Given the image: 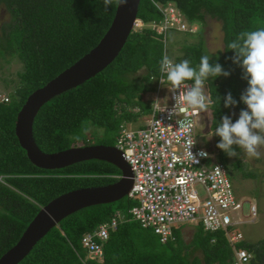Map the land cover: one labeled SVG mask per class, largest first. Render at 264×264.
I'll use <instances>...</instances> for the list:
<instances>
[{"label":"trees","instance_id":"1","mask_svg":"<svg viewBox=\"0 0 264 264\" xmlns=\"http://www.w3.org/2000/svg\"><path fill=\"white\" fill-rule=\"evenodd\" d=\"M173 4L189 24L205 25L206 18L221 24L223 49L210 54L202 30L197 42L184 46L181 61L198 67L202 55L211 64L219 63L230 76L210 77L204 91L211 109L210 130L215 129L231 108L224 106L230 92L237 104V118L246 110L240 97L248 87L243 69L233 63L235 53L228 44L241 32L264 28V0H140L137 19L148 24L159 22L155 4ZM9 20L0 28V57L16 58L21 64L18 84L9 102H0V258L20 239L39 210L70 191L112 184L121 173L114 166L90 160L59 170L37 168L27 159L15 136L16 118L27 98L94 49L107 32L117 4L107 12L103 0H0ZM162 37L150 29L132 31L115 60L95 77L52 98L38 111L33 122V138L44 154H55L72 147L91 146V128L114 136L121 123L144 117L150 107L143 95L153 90L150 78L158 76L163 57ZM139 71V80H130ZM192 82L193 81H185ZM139 108L134 114L132 109ZM215 136V135H214ZM221 138L215 136V144ZM95 145L114 146L101 138ZM225 155L217 159L225 164ZM237 167V166H236ZM239 167V166H238ZM133 202L123 198L115 203L81 209L60 221L18 264H231L233 252L222 232L209 233L198 225L190 246H185L179 231L175 240L162 244L151 230L132 220L122 221L103 245L101 262L85 259L81 238L109 221L116 211L128 218ZM156 237V242L153 240ZM214 240L211 243V240ZM160 246H158V245ZM249 264H264V241H241ZM200 256H198V254Z\"/></svg>","mask_w":264,"mask_h":264},{"label":"built area","instance_id":"2","mask_svg":"<svg viewBox=\"0 0 264 264\" xmlns=\"http://www.w3.org/2000/svg\"><path fill=\"white\" fill-rule=\"evenodd\" d=\"M155 7L162 16L161 20L144 24L137 19L133 31L147 28L161 36L164 56L170 32L195 31L173 4L156 3ZM161 79V73L150 78L154 88L145 94L146 99L150 98L143 100L150 107V112L144 116L145 122L137 129H129L126 122L121 123L115 139L114 146L122 153L132 173V187L125 198L134 205L128 210V218L116 211L109 221L99 224L93 232L81 238L85 253L82 261L101 262L103 245L109 234L122 221L132 220L142 229L151 230L161 244L174 241L173 230L182 224L200 225L203 231L212 234L222 232L233 252L231 264H249L250 253L236 247L243 241L238 227L256 218V206L250 204V219H237L243 203L235 196L225 164L197 141L199 122L206 111L178 100L179 93L193 83L184 82L180 88H175L166 77L163 83ZM163 87L167 90L166 95L162 93ZM204 94L206 96L205 91ZM157 99L160 100V109L165 111L152 109ZM1 100L7 102L4 97ZM174 107L176 115L170 117ZM132 112L139 114L140 109L134 108ZM177 120L189 122L190 127L179 130ZM189 141L194 143L191 149ZM189 151L198 163L194 162ZM201 151L208 156H199ZM195 186L202 188V195Z\"/></svg>","mask_w":264,"mask_h":264},{"label":"water","instance_id":"3","mask_svg":"<svg viewBox=\"0 0 264 264\" xmlns=\"http://www.w3.org/2000/svg\"><path fill=\"white\" fill-rule=\"evenodd\" d=\"M139 3L140 0H128L127 5H117L110 27L97 46L44 87L33 92L19 111L15 123L19 146L37 168L59 170L76 163L98 160L118 169L120 178L109 185L76 189L51 200L35 215L18 242L1 256L0 264L20 263L36 243L67 216L84 208L115 203L129 193L132 173L122 153L114 146H80L55 154H44L37 147L32 130L34 119L44 104L95 77L115 60L133 31ZM243 106L247 107L244 103Z\"/></svg>","mask_w":264,"mask_h":264},{"label":"clouds","instance_id":"4","mask_svg":"<svg viewBox=\"0 0 264 264\" xmlns=\"http://www.w3.org/2000/svg\"><path fill=\"white\" fill-rule=\"evenodd\" d=\"M127 2L128 0H115V3L121 6L127 5ZM113 3L114 0H103L105 12L111 8ZM228 48L235 53L232 61L243 69L244 79L248 83L247 89L240 97L247 108L240 111L239 118L235 122L229 116H223L214 133L215 136L221 138L217 147L230 157L237 155L233 148L234 145L243 149L248 156L258 157L257 148L264 145V28L241 32L228 44ZM159 71L162 74L160 82L163 83V78L166 77L175 88H180L185 81H193L186 91L179 93L178 100L202 111L208 109L207 98L203 91L205 81L210 77L231 75L223 69L221 64H211L208 55H202L198 67L194 68L188 60L174 63L165 54L160 61ZM236 104L237 101L229 92L225 97L224 106L231 108ZM152 109L165 111L160 109L158 99L154 101ZM169 115L170 117L176 115V107ZM177 123L181 131L190 127V123L184 120H177ZM189 144L191 149L194 143L189 141ZM189 155L195 163L199 162L191 151ZM199 156L207 157L208 153L201 151ZM119 178L117 177V180Z\"/></svg>","mask_w":264,"mask_h":264},{"label":"rangeland","instance_id":"5","mask_svg":"<svg viewBox=\"0 0 264 264\" xmlns=\"http://www.w3.org/2000/svg\"><path fill=\"white\" fill-rule=\"evenodd\" d=\"M9 16L7 12L0 7V28L3 24L8 22ZM190 28L195 32H170L166 42V51L170 59L174 63L181 62L182 49L184 46L192 45L197 42L196 33L202 30L203 40L207 51L210 54H215L222 51L223 49V33L221 30V24L211 18H206L205 25L202 27L199 23H194ZM21 71V64L16 58H1L0 57V102L1 98L10 100L9 94H12L18 84L17 73ZM143 75V71H139L136 76H130V80H139ZM206 83H204L203 90ZM164 95L167 94L165 87L162 89ZM147 100L150 97L145 98ZM6 104V102L2 101ZM1 102V103H2ZM7 102V103H8ZM247 108V107H246ZM211 109L208 108L203 115V119L199 122V131L197 141L199 145L209 152L215 154L222 153L225 155V166L228 171V176L232 184L235 196L243 203L241 210L238 212L237 219H243L247 221L250 219V204L256 206V218L252 222H243L238 228V231L243 236V242L257 244L258 242L264 241V145L257 148L259 156H248L247 153L239 148L233 146L237 155L235 157L228 156L223 150L219 149L215 144L214 133L210 130L211 122ZM237 110L231 108L229 116L231 118H237ZM136 119H131L126 124L129 129H137L140 125L145 122L144 117L137 116ZM87 135L91 139V142H96L101 138H106L110 142L115 144L114 136L104 134L102 130L96 128H89ZM79 142L77 146L80 147ZM237 166V167H236ZM239 166V167H238ZM196 190L203 194V190L200 186H195ZM199 226L195 224H182L175 226V229L179 231L182 242L185 246H190L194 233ZM156 242L157 238L153 237ZM157 243V242H156ZM160 243V242H159ZM158 245V244H157ZM161 248L167 251V248L163 247L160 243ZM158 245V246H160ZM198 254V253H196ZM200 256V254H198Z\"/></svg>","mask_w":264,"mask_h":264},{"label":"flooded vegetation","instance_id":"6","mask_svg":"<svg viewBox=\"0 0 264 264\" xmlns=\"http://www.w3.org/2000/svg\"><path fill=\"white\" fill-rule=\"evenodd\" d=\"M92 145H95V142H93ZM89 146H90V145H89Z\"/></svg>","mask_w":264,"mask_h":264}]
</instances>
